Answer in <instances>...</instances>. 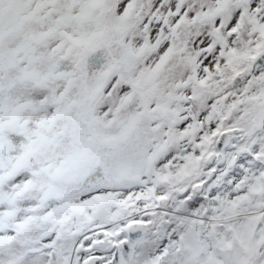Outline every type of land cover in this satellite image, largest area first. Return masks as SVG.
Listing matches in <instances>:
<instances>
[{
  "label": "snow or ice",
  "instance_id": "1",
  "mask_svg": "<svg viewBox=\"0 0 264 264\" xmlns=\"http://www.w3.org/2000/svg\"><path fill=\"white\" fill-rule=\"evenodd\" d=\"M0 264H264V0H0Z\"/></svg>",
  "mask_w": 264,
  "mask_h": 264
}]
</instances>
